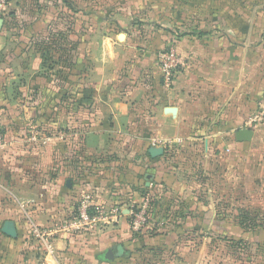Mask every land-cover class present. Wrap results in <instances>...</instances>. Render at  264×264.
Returning a JSON list of instances; mask_svg holds the SVG:
<instances>
[{
    "label": "crops",
    "instance_id": "obj_1",
    "mask_svg": "<svg viewBox=\"0 0 264 264\" xmlns=\"http://www.w3.org/2000/svg\"><path fill=\"white\" fill-rule=\"evenodd\" d=\"M96 2L99 4L95 0H69L67 7L75 11H117L140 4L138 0ZM33 4L45 7V11L40 20H33L34 13L29 11L26 24L35 21L42 35L44 27H60L57 16L49 9L51 0H11L8 7L21 11ZM158 5L152 7L156 9ZM236 23L223 21L221 25L234 27ZM242 23L249 27L246 33L233 30L217 40L214 70L202 64L195 67L199 62L192 61L193 67L179 73L168 91L121 65L124 60L117 54L118 46L111 54L104 52L101 59L95 49H99L100 39L109 42L106 34L95 40L92 35L85 36L82 40L87 47L95 44L88 52L91 60L87 58L86 64L80 60L77 44L75 65L61 78L62 74L52 71L44 73L32 53L21 48L22 38L2 28L0 264L34 262V228H46L52 236L45 238L57 250L49 264H218L208 253L211 237L229 233L232 244L219 241V247L247 245L248 250L264 252V232L229 226L222 212L213 206L205 207L208 200H215L209 195L203 202L202 193L210 180L196 178L190 172L196 166L212 177L226 170L236 189L240 171L237 164L254 153L252 142L256 135L253 133L249 142L239 143L235 134L247 127L246 120L264 97V39L253 34L254 27L264 30V19L248 18ZM259 41L260 45L250 44ZM113 54L115 62L109 60ZM213 72L216 76L210 77ZM69 88L76 96H65ZM76 104L83 106V112L77 110ZM49 112L57 120L50 132L57 136L48 142H29L27 129ZM63 133L67 136L61 141ZM151 140L169 144L149 147ZM73 142L92 162L86 161L89 169L66 162ZM164 148L161 154L154 153ZM106 161L116 164L105 169L102 164ZM260 164L255 161L245 166L250 175L245 194L247 202H253L255 207L241 211L264 216V152ZM216 181L224 186L220 178ZM136 182L138 186L134 188ZM142 186L149 192L152 204L146 234L143 231L133 235L127 218L75 234L61 230L59 223L73 216L81 194L90 195L94 207H117L127 214L126 207L146 198L138 191ZM223 199L218 195L216 203ZM258 204L263 205L262 210ZM190 234L194 237L193 247L188 249L189 242L180 243L177 238ZM108 250L113 253L112 261L105 260ZM231 264H264V257L233 260Z\"/></svg>",
    "mask_w": 264,
    "mask_h": 264
},
{
    "label": "rangeland",
    "instance_id": "obj_2",
    "mask_svg": "<svg viewBox=\"0 0 264 264\" xmlns=\"http://www.w3.org/2000/svg\"><path fill=\"white\" fill-rule=\"evenodd\" d=\"M10 1L11 0H8L6 5V16L4 17L6 19L4 20L5 24L2 28L3 30L5 28L9 34L22 38L20 41L22 45L21 48L32 53L35 60L40 62L39 64L42 70H44V73L52 71L54 74H62L61 78L66 76V73H70L76 61L75 47L77 44L80 45V60L86 64L88 61L87 58H89L88 52L92 50L95 44L92 43L89 48L85 40L83 41L82 39L85 36L92 35L93 40H95L97 38H102V36L106 34V36L110 38L109 42L105 38H102L100 39L101 44L99 49H95L101 59H104V57H102L104 52H109V54H111L113 47L118 46L117 54L119 58L124 60V64L121 63V65H124V67L127 66L132 71L140 74L142 79L148 78L150 82L156 81L165 91L171 90L174 87L175 80L179 73L181 74L185 69L187 70L189 67H193L194 64L190 63L192 61L195 62V64L199 62L195 67H199L200 64H202V67L205 65L206 68L214 70L216 68L215 57L217 40L226 36L227 32L230 34L233 30L239 34H243V32L246 33L249 27L242 23L245 19H264V0H138L140 2L139 7H135L133 4L131 8H128V5L125 9L122 8L117 11L113 9L111 11H75L67 7L69 0H51L52 5H49V9L57 16L60 27L56 28V26L53 25L49 28L46 27V29L44 27L42 29L45 30V32L42 35L39 32L40 28L35 25V21L33 20L35 18L40 20L42 16L41 12L45 7L35 6L34 3L31 5L33 6L32 8L16 11L8 7ZM129 1L131 0H127V3H129ZM145 2H147V4H144ZM95 3L99 4L96 0ZM157 3L159 4L157 8H153L152 6H156ZM254 6L256 9L253 8ZM29 11L34 13V17H32L33 20L30 24H26L27 22H25V20H28ZM15 21L21 22V24H16ZM223 21L230 22V24L232 21L237 23L234 27L228 25L222 26L221 24ZM253 29L256 30L253 34L260 35L263 40V28L254 27ZM261 43L262 41L250 44L251 46H257ZM170 48L174 49L180 64L176 69L172 84L166 86L161 77V56L167 53ZM107 55H105V57L109 59L110 56L107 58ZM192 57L194 58L191 59ZM109 60L115 62L114 54ZM155 74H157V77H155ZM214 76L216 75L213 72L210 77ZM150 82H148V84ZM210 84L213 87L214 81ZM258 105L255 113L258 110ZM31 126L36 127L35 123ZM246 128L252 130L256 135V139L252 142L254 153L250 155L253 159H248L246 157L241 158V162L237 164L240 171L238 180L236 181V189L232 186L234 182L232 175L226 170L220 172L219 176L216 175L212 177L206 176L203 171L196 168V166H193V170L190 168V172H192L191 174L196 178H206L210 180L209 186L204 188L202 198L206 200V197L211 195L215 200H208L204 205L205 207L213 206L218 212H222V216L224 217L223 220L226 221L227 224H230L229 226L234 224V226L238 225L243 228L251 226L253 228L257 225H262L264 227V216L262 213L257 212V215H255V213L241 211L255 207L253 202H247L248 197H246L245 194L250 179L248 169H246L245 166H247L249 162L255 161L256 164L259 163V165H261L260 163L263 162L264 152V123L260 126L247 125ZM36 129L39 131L37 127ZM30 131V128H28L27 135H29ZM39 132L42 136H53V138L57 136V134L50 131ZM41 138L42 137L39 138L37 143L45 142L41 140ZM178 143L179 142H177V144ZM149 144V147H153L151 145L152 140ZM70 150L73 151L68 152L70 156L68 155L66 162L75 168H84V170L89 169L87 168V166H89L88 162L91 164L92 162L88 157L82 155V150L77 142L72 143V148ZM164 150L166 149L164 148L162 151L164 152ZM146 156L150 155L146 153ZM171 157L173 158V156ZM186 174H188V172H186ZM185 177H187V175H185ZM217 177L222 180L224 184L223 187L221 183L216 181ZM263 178L264 174L261 177L262 182L264 181ZM216 182L219 184V186H217L218 188L215 186ZM138 191L142 193L144 197L149 196V192L144 191L143 186L140 187ZM218 195H222L224 199L216 203ZM205 200L203 202H205ZM151 205L152 204H150V210ZM257 206H260L262 210V204H258ZM105 210L108 212L109 208L106 207ZM75 215L77 216V209L74 210L73 216L70 217V219H65L59 223L61 225H59L60 228L75 218ZM244 218L245 221L243 220ZM39 229L46 238L52 237L46 233V228ZM216 237L215 235L211 237L212 246L209 247L208 253L214 258V261L217 260L216 262H218V264H231L233 260H245L250 257L254 258L257 255L264 257L263 251L257 253V249L251 248V250H248L247 245L235 248L231 245L233 242L231 239L233 237L230 233L220 238ZM219 241L231 242V244H224L221 248L219 247L220 245H218L220 243ZM32 242L35 243V249H32V257L34 260L32 264H49L54 261L57 250H53L54 254H48V250L45 249L42 239L33 238ZM47 244L51 247L48 241Z\"/></svg>",
    "mask_w": 264,
    "mask_h": 264
},
{
    "label": "built area",
    "instance_id": "obj_3",
    "mask_svg": "<svg viewBox=\"0 0 264 264\" xmlns=\"http://www.w3.org/2000/svg\"><path fill=\"white\" fill-rule=\"evenodd\" d=\"M8 0H0V18L3 19L6 16ZM161 73L162 80L166 86L172 84L173 79L175 78V72L178 68L180 62L177 59V56L173 48H170L167 53L161 56ZM264 123V97L261 99L258 110L255 114L249 116L246 120L245 125H256L260 126ZM246 129V128H245ZM30 133L27 136V139L31 143H37L40 137L41 140L48 142L51 140L48 136H42L41 133L36 129V127H30ZM64 135L59 137V140L63 141ZM168 142L152 141V146L154 147H164ZM3 146V134L0 127V148ZM150 204L151 200L148 197L144 198L140 203H131L126 207L127 214H123L121 208L113 207L109 208V211L105 210L103 206L94 207L92 206V200L90 195L81 194L80 200L77 205V216L73 218L68 224H65L61 230L65 233L75 234L80 231H88L94 228H98L101 225H110L111 223H117L119 219L127 218L128 228L132 233H139L142 230H146L149 227L150 223ZM33 237L36 239H42V243L45 246V249L48 250V254H54L53 249L48 246L47 242L44 241L46 238L42 234L41 230L34 228L32 231ZM52 249V250H51Z\"/></svg>",
    "mask_w": 264,
    "mask_h": 264
},
{
    "label": "trees",
    "instance_id": "obj_4",
    "mask_svg": "<svg viewBox=\"0 0 264 264\" xmlns=\"http://www.w3.org/2000/svg\"><path fill=\"white\" fill-rule=\"evenodd\" d=\"M5 19L6 18H3V20H5ZM75 94H76L75 92H74V95L72 94V90L70 88L67 90V92H65V96H68V95L76 96ZM50 106H48V108L51 109V111H52L53 107H50ZM76 108H77L78 111L80 110L81 112H83L82 109H84V108H83V106L81 104H76ZM51 113L52 112L46 113L44 118H42V119L39 118L37 121L34 122L35 126L39 129V131H52L56 127L57 120H56V118L52 117ZM72 113H73L72 116L74 117V110H73ZM115 164H116V161H106V162H103L102 167H104L105 169H109L112 165H115ZM120 168H121V170H123L122 167H120ZM99 169H100V167L97 166L96 167L97 172L99 171ZM133 186H134V188H137L138 183L136 182L135 184H133ZM243 220L245 221V218ZM246 229L247 230L249 229L248 231L257 230V231H263L264 232V227L262 225H257V226H254L253 228L251 226V227H247ZM143 231H145V230H142L141 232H139L137 234H135V233H132V234L133 235H138V234L140 235ZM146 232L147 231H145V234H146ZM4 237L7 238L6 236H4ZM193 238L194 237H192V234H190V235H187V236H180L177 239H178V241L180 243L182 241H184V240L188 241L189 243L187 245V248L191 249L193 247V244H192L193 243ZM239 242H242V241H239Z\"/></svg>",
    "mask_w": 264,
    "mask_h": 264
},
{
    "label": "water",
    "instance_id": "obj_5",
    "mask_svg": "<svg viewBox=\"0 0 264 264\" xmlns=\"http://www.w3.org/2000/svg\"><path fill=\"white\" fill-rule=\"evenodd\" d=\"M3 23H4V20L0 18V31H1V28L3 26ZM252 137H253V132L251 130H249V129H241L235 134V139L239 143L249 142V141H251ZM161 152H162V150H160V149L154 150L155 154H161ZM105 260H107V261H112L113 260L112 251L108 250L106 252Z\"/></svg>",
    "mask_w": 264,
    "mask_h": 264
}]
</instances>
